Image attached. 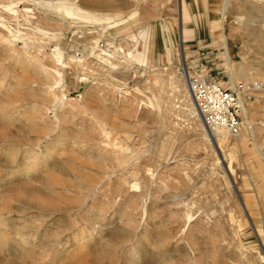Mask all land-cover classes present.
<instances>
[{"label":"rangeland","instance_id":"374dc122","mask_svg":"<svg viewBox=\"0 0 264 264\" xmlns=\"http://www.w3.org/2000/svg\"><path fill=\"white\" fill-rule=\"evenodd\" d=\"M220 1L0 0V264H264V92L247 104L250 117L240 114L246 141L233 150L235 136L209 142L201 119L174 108L188 104L183 71L210 70L230 88L211 33ZM181 3L194 7L188 22L182 5L185 25ZM56 5L119 12L120 22L135 15L142 26L135 40L115 37V23L64 18ZM229 7L218 23L230 60L264 84V0ZM143 35L171 44L170 61L134 60L129 52L145 54ZM100 53L111 67L95 60ZM111 78L126 86L114 91ZM249 120L262 128L257 137ZM47 145L56 156L25 171ZM114 159L138 177L118 173ZM78 233L86 246L76 254ZM51 249L58 259L42 262Z\"/></svg>","mask_w":264,"mask_h":264},{"label":"bare ground","instance_id":"6f19581e","mask_svg":"<svg viewBox=\"0 0 264 264\" xmlns=\"http://www.w3.org/2000/svg\"><path fill=\"white\" fill-rule=\"evenodd\" d=\"M231 1L232 0H221L220 1V7H218V9H217V14H218V18L217 19H215V20H213L212 21V33H213V35H215V36H218L221 40V45H222V47L224 48V50H225V52H226V54H225V60H226V62H225V64H226V67H227V69H228V72H229V82L231 83L229 86H230V88L235 84V83H237V82H245V81H248L250 78V74L246 71V68H247V65L245 66L244 64L243 65H239V66H237V68L235 69L234 68V64L232 63V61L230 60V56H229V54H228V52H227V40H226V37L225 36H223L222 34H221V31H223L222 30V27H221V25H220V23H218L219 21H222V19H223V16H224V14H225V12L230 8L229 6H230V3H231ZM183 7H185V6H183ZM185 9V8H184ZM56 10L58 11L57 13H58V15H63L64 16V18L65 17H67V18H72V19H75V20H83V21H87V22H96V23H98V24H102L103 25V23H105V24H111V23H113L114 22V20H115V18H118L119 17V15H114V16H106V17H101V18H97V17H94L93 15H90V14H88V13H85V12H82L79 8H77V7H73V6H68V5H58L57 6V8H56ZM216 13V12H215ZM259 14H260V16L262 17V18H264V13H261V12H259ZM238 21L240 20V18H238L237 19ZM114 31H117L118 29H120L119 28V25L117 24V23H115L112 27H111ZM103 31V30H102ZM116 35V34H115ZM180 44H181V40H180ZM95 45H96V42H95ZM170 45L169 44H167V46H166V44H165V46H163V49H164V51H165V63L167 62V61H170V60H166V59H168V54H170ZM59 50H62L61 49V47H58V49H57V51H59ZM101 52H104V51H101ZM122 52V51H121ZM106 56L107 57H109V55L106 53ZM134 56H136V55H134ZM152 56V59H154L157 63H160V61H159V56L158 55H155V54H152L151 55ZM169 58H170V56H169ZM56 61H57V63L58 64H60L61 66H63L64 68H68V65L66 64V63H63V60L61 61V60H59V59H61V56L60 55H58V56H56ZM129 59V58H128ZM151 59V60H152ZM95 60L96 61H99V63L100 64H103L104 66L105 65H107V66H109V67H111L112 65H111V63L109 62V60L107 59V58H104V55H103V53H100V54H98V55H95ZM138 61H140L142 64H146V62H148L147 61V54L145 53L141 58H140V60H138ZM153 61V60H152ZM77 63L78 64H83V61L80 59V60H78L77 59ZM24 64H28L29 65V62H26V63H24ZM113 71V70H112ZM111 73V72H110ZM56 74H58L59 75V77H60V74L59 73H56ZM57 75V76H58ZM93 75H95V73H93ZM58 77V78H59ZM183 77V76H182ZM109 78V77H108ZM184 78V77H183ZM236 78H240L242 81H237V82H233V81H235V79ZM111 79H113V78H111ZM171 79V78H170ZM106 81V85L107 86H110V87H112L113 88V90L114 91H119V89H122V88H124L125 86H126V84H125V82L124 81H120V80H115V79H113L112 81H110V82H108L107 81V79H105ZM185 80V79H184ZM59 82V81H58ZM233 82V83H232ZM174 86H176L177 87V82H175L174 83ZM188 91V90H187ZM189 93V92H188ZM186 96H187V102H188V104L187 103H185L184 102V100H180L179 101V103L178 104H174V108H176V109H180L181 110V108H186L187 109V112H188V115H189V117H192V118H199V120L201 119V122L203 123V120H202V116H201V114L199 113V112H197L196 111V109H195V107H194V104H193V102H192V100H190L189 98H188V96H190V94L188 95L187 93H186ZM62 97V96H61ZM191 98V97H190ZM59 102L61 103L62 101L61 100H59ZM250 110H249V107L248 108H246V106L243 108V111H242V114L244 115V116H247V118L248 117H250L249 115H250V112H249ZM4 115V114H3ZM201 124V123H200ZM244 124H245V130L249 133H251L253 136H258L259 135V132L262 130V128H260V127H256V126H254V124H251L250 123V120L249 121H245L244 122ZM203 127H205V137H206V139H207V141H209V142H215V143H217V145L218 146H222V145H225V144H229V142H227V140H226V138H225V136L223 135V133L222 132H225V133H227L226 131H224L223 129H218V128H216V129H208L204 124H203ZM220 130V131H219ZM106 130H102V133H101V135H103V136H105V137H107L108 136V133H106L105 132ZM213 131V132H212ZM216 131V132H215ZM228 134V133H227ZM110 135V134H109ZM235 139H234V141L232 142V146L230 147V150L232 149H234L235 147H237L238 145L240 146V145H243L244 143H245V141H246V139L244 138V136H242L241 134L240 135H237V136H235L234 137ZM254 141V140H253ZM103 143V145H107L108 143L107 142H105V141H103L102 142ZM85 144V143H84ZM83 143H82V145H84ZM112 148L115 150V149H117V146L116 145H112ZM102 152H103V149H100ZM118 150L119 151H121V152H124V150L123 149H120V148H118ZM47 151H48V156L45 158L44 157V159H41V155L40 156H36V155H31L32 156V158H31V161L33 160H35L36 161V164L35 165H30V163H29V167H25V171H30V170H32L33 168H36L35 170H38V169H41V168H44L46 165H47V163H49V161L51 160V159H53L55 156H56V150L55 149H53V147H51V145H47ZM26 153V152H25ZM24 153V154H25ZM45 155V154H44ZM30 161V160H29ZM114 163H115V168L114 169H117V172L118 173H120L121 174V172H124V174H125V176L126 175H128V176H130L132 179L133 178H136V177H138V169H132L131 171H127V170H125L126 169V166H132V164H125L124 162H117V160H115L114 159ZM105 165V164H104ZM149 170V169H148ZM147 169L145 170L147 173L149 172ZM19 171L18 170H14V171H11L8 175V177H5L4 179H1L4 183L6 182H8V181H10L11 179H13L14 177H16V176H18L19 175ZM149 174V173H148ZM151 174V173H150ZM154 176V175H153ZM121 181H123V180H121ZM117 182V181H116ZM124 182H125V180H124ZM148 182V181H147ZM150 182V181H149ZM120 184V183H119ZM118 184V185H119ZM122 184H124V183H122ZM150 184V183H149ZM117 185V184H116ZM131 188H134V189H138V188H136V187H131ZM148 189V188H147ZM142 190V189H141ZM145 190V189H144ZM145 193H147L148 191H144ZM145 196H143L142 197V199H145L144 198ZM141 210H142V212H146L147 213V211H149L148 213H150V211H153V207L151 206L150 208L149 207H146V206H144V204L142 205V202H141ZM193 218V216L192 215H189V214H186V216H185V219H186V224H189L192 220ZM195 221V220H194ZM190 224H192V222L190 223ZM203 234V233H202ZM220 234V233H219ZM191 237V236H190ZM75 240H76V242L74 243V245H75V250L73 249L72 250V252L73 253H76V252H78L79 251V249L80 248H78V250H77V248L76 247H81V249H82V247H84V246H86V244L84 245V243H85V239H84V234H82V233H78V235L75 237ZM82 241H83V243H82ZM53 251V249H51L50 251H49V253H46V255H45V257H43V260L44 261H42V262H45V261H47V260H50V261H53V260H57L58 259V256L56 255V251H54V252H52ZM77 254V253H76ZM73 256V255H72ZM203 263V262H202Z\"/></svg>","mask_w":264,"mask_h":264},{"label":"built area","instance_id":"2783aa9c","mask_svg":"<svg viewBox=\"0 0 264 264\" xmlns=\"http://www.w3.org/2000/svg\"><path fill=\"white\" fill-rule=\"evenodd\" d=\"M187 90L197 112L208 129H223L230 136L239 135L240 114L248 103L264 92V84L250 80L222 87L210 70L183 71Z\"/></svg>","mask_w":264,"mask_h":264},{"label":"crops","instance_id":"0c3cea01","mask_svg":"<svg viewBox=\"0 0 264 264\" xmlns=\"http://www.w3.org/2000/svg\"><path fill=\"white\" fill-rule=\"evenodd\" d=\"M136 1H138V0H136ZM72 3H74V2H72ZM74 4H76V3H74ZM182 5L185 6V8H186V11H187V14H188V17H189V21L188 22H190L192 20L191 19V17H192L191 12H192V9L194 7L192 8L193 5H191V4H187V3L182 4L181 3V22H182L183 25H185L183 23V21H182ZM57 6L58 5H56V7H55L54 10H56ZM78 7H79L80 10L84 11L85 13H90V15H93L94 17H97V18L103 17V16H101L99 14H96L95 12L88 11V10H84L79 5H78ZM114 15H119L118 18H115V20H114L113 23H117L119 25V28H120L117 31H115L116 32L115 33L116 35L114 34L115 37H122V36H124V37H127V38H131L132 40H135L136 38H135V34L133 33V29L134 28L137 29V28L141 27L142 26V23L136 19V16L135 15L134 16H131L129 19H126L123 22H120L121 19L123 18V14L122 13L117 12V13H114L112 16H114ZM53 19H54V17H53ZM193 20L196 22V17H195V19L193 18ZM80 23L82 24V22H80ZM83 23L86 24L85 22H83ZM188 33H189L188 32V29L185 26L183 27V29L181 28V35H183V37H186ZM211 33H212V31H211ZM132 36H133V38H132ZM151 36H153V35H151ZM156 37H157V34H156ZM212 37H213V41L215 42L217 39H216V36L213 35V33H212ZM141 38H142V36H141ZM142 40L144 41V45H145V52L144 53L147 54V61H150L152 59V56L151 55L152 54H155V55H158L159 56V61L162 62L163 56L165 57V51H164V49L162 47H160L159 45H157L156 44V41L154 39L151 42L149 40L146 41L145 36L143 35ZM181 42H182V39H181ZM170 47H171V44H170ZM162 50L164 51L163 52L164 54L162 53ZM128 54H130L131 57L134 60H136V59L140 60V57H139L138 54H134L132 52H129ZM134 55H136V56H134ZM170 59H171V57H170Z\"/></svg>","mask_w":264,"mask_h":264}]
</instances>
